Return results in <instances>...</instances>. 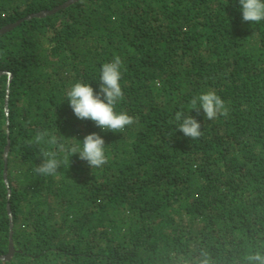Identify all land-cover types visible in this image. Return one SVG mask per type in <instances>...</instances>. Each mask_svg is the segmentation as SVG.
Masks as SVG:
<instances>
[{
    "label": "trees",
    "instance_id": "trees-1",
    "mask_svg": "<svg viewBox=\"0 0 264 264\" xmlns=\"http://www.w3.org/2000/svg\"><path fill=\"white\" fill-rule=\"evenodd\" d=\"M67 1L0 0V28L18 22L0 34V255L10 236L14 249L0 264H246L264 249V21L244 22L239 0H76L27 18ZM116 56L115 111L136 121L121 133L78 119L66 96L78 82L99 92ZM208 90L227 117L191 110ZM42 130L65 151L36 144ZM91 133L100 168L72 156ZM42 149L62 161L55 175L35 171Z\"/></svg>",
    "mask_w": 264,
    "mask_h": 264
},
{
    "label": "clouds",
    "instance_id": "clouds-1",
    "mask_svg": "<svg viewBox=\"0 0 264 264\" xmlns=\"http://www.w3.org/2000/svg\"><path fill=\"white\" fill-rule=\"evenodd\" d=\"M244 22L259 23L264 21V0H239ZM122 60L116 56L111 62L104 63L100 70L99 92L90 84L75 83L67 91V101L74 115L80 120H90L103 131L121 133L126 126L134 124L135 118L126 112L117 113L116 104L123 98L121 87ZM191 110L197 114L201 109L208 120L218 116L227 117L229 109L225 101L214 90H208L190 102ZM175 120L179 122L178 130L190 139L202 136L201 124L192 115L183 111L175 113ZM34 142L38 145L46 144L56 146L59 151H65V145L60 143L57 136L51 135L47 130L36 133ZM82 148L77 146L71 149L72 156L78 154L79 159L86 161L89 167L100 168L107 163L105 154V141L97 133L86 135L81 142ZM42 163L35 169L40 175H55L62 166L57 159L56 151L41 150ZM202 259L195 264H211L207 253H202ZM246 264H264V249L249 252L245 257Z\"/></svg>",
    "mask_w": 264,
    "mask_h": 264
},
{
    "label": "water",
    "instance_id": "water-1",
    "mask_svg": "<svg viewBox=\"0 0 264 264\" xmlns=\"http://www.w3.org/2000/svg\"><path fill=\"white\" fill-rule=\"evenodd\" d=\"M76 0H68L67 2L63 3L62 5L60 6H57V7H54L52 10H47V11H41L39 13H36V14H32L30 15L29 17L27 18H31V17H41V16H44L46 14H50V13H53L57 10H59L60 8H63L65 6H67L68 4L74 2ZM18 22H15V23H11V24H8L2 28H0V34H3L5 32H7L8 30H10L11 28H13ZM9 75V73H8ZM6 106V104H5ZM6 112H7V109H6ZM7 150H8V146H6L5 148V152H4V156L6 158V155H7ZM4 181L6 182L7 184V179H6V169L4 170ZM8 214L9 216H11L10 214V211L8 210ZM11 224H12V219L10 217V234H11ZM13 252H14V249H13V245H12V240H11V236H10V239H9V249H8V252L4 255H0V259L1 260H8L12 255H13Z\"/></svg>",
    "mask_w": 264,
    "mask_h": 264
}]
</instances>
